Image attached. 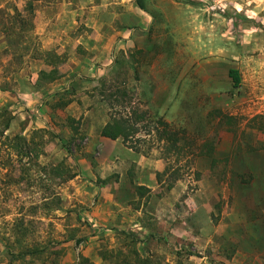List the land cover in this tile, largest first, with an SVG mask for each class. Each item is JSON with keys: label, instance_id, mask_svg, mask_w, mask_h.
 Returning <instances> with one entry per match:
<instances>
[{"label": "rangeland", "instance_id": "374dc122", "mask_svg": "<svg viewBox=\"0 0 264 264\" xmlns=\"http://www.w3.org/2000/svg\"><path fill=\"white\" fill-rule=\"evenodd\" d=\"M0 264H264V0H0Z\"/></svg>", "mask_w": 264, "mask_h": 264}, {"label": "trees", "instance_id": "16d2710c", "mask_svg": "<svg viewBox=\"0 0 264 264\" xmlns=\"http://www.w3.org/2000/svg\"><path fill=\"white\" fill-rule=\"evenodd\" d=\"M141 7V6H140ZM228 76L231 79V82L234 87H239L241 78L239 72L234 69H230L228 72ZM113 95L110 94L107 96V103L111 110L110 120L100 129V136L110 140H121L124 146L128 149H131L133 152L140 153L143 151V145L148 142L145 138L138 137V129L136 128L137 124L145 120L146 113L139 112L137 108L129 107L128 111H126L127 107L125 105H121L124 111H115L116 104L112 103ZM113 112V113H112ZM219 116H222L220 111H217ZM153 134L155 141L162 144L163 157L169 159L170 157L175 155L179 157L182 152V146L180 144L182 138L178 136L177 132L169 129V125L166 123L162 124V128L154 126L152 129L147 130L146 135ZM19 141V140H18ZM15 147L19 149L21 148L20 142L15 143ZM177 160V159H176ZM168 181L166 188L170 190L173 185L181 178V175L178 173V169L171 170L168 169ZM68 176V175H67ZM69 178H72L69 177ZM157 179L160 182L161 174H157ZM81 241H76V243H80Z\"/></svg>", "mask_w": 264, "mask_h": 264}, {"label": "crops", "instance_id": "0c3cea01", "mask_svg": "<svg viewBox=\"0 0 264 264\" xmlns=\"http://www.w3.org/2000/svg\"><path fill=\"white\" fill-rule=\"evenodd\" d=\"M99 134H100V132H99ZM103 138V137H102ZM103 139H105V140H108V139H106V138H103ZM110 140V139H109ZM132 153V152H131ZM133 154V153H132Z\"/></svg>", "mask_w": 264, "mask_h": 264}]
</instances>
